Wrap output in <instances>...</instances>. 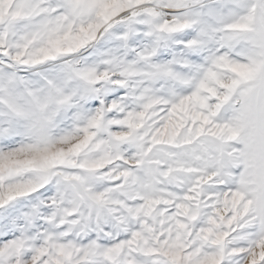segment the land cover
I'll return each mask as SVG.
<instances>
[{
    "label": "snow or ice",
    "instance_id": "1",
    "mask_svg": "<svg viewBox=\"0 0 264 264\" xmlns=\"http://www.w3.org/2000/svg\"><path fill=\"white\" fill-rule=\"evenodd\" d=\"M0 264H264V0H0Z\"/></svg>",
    "mask_w": 264,
    "mask_h": 264
}]
</instances>
